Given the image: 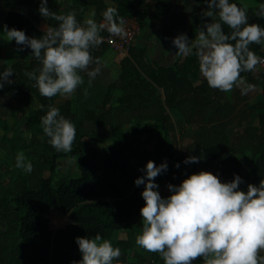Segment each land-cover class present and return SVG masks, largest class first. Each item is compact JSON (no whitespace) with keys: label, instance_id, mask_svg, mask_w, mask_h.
Instances as JSON below:
<instances>
[{"label":"trees","instance_id":"trees-1","mask_svg":"<svg viewBox=\"0 0 264 264\" xmlns=\"http://www.w3.org/2000/svg\"><path fill=\"white\" fill-rule=\"evenodd\" d=\"M41 0H0V11H6L3 24L9 28L24 30L29 37L43 35L39 25H56V21L45 19L39 14ZM67 6L59 0H49L48 6L58 14L75 11L82 23L90 10L95 13L94 19L101 22L103 12L108 6H114L120 16L133 17L141 28L148 21L161 18L167 8L166 0H67ZM239 5V0H230ZM264 0H259V5ZM258 6L248 9L250 23L264 27V19L254 15ZM207 6L200 3L189 25L188 37L195 39L202 22H211V18H201ZM218 19V17H213ZM224 31L230 29L225 26ZM103 32L102 35H105ZM234 43V42H233ZM12 44L18 48L15 41ZM251 49L260 56L261 45H251ZM31 54L30 48L23 50ZM92 55L101 61V73L95 78L102 81V101L96 109L86 111L85 119L93 127L107 131L114 125L128 124L132 121L151 119L159 137L163 133L171 134L177 140V126L169 111L177 109L183 115L184 124L197 134L198 141L184 138L179 147L171 150L167 139L162 143L173 157L167 163L168 170L156 177L155 182L179 185L193 173L210 171L222 182L240 175L245 183L259 185L264 179V75L258 70L242 73L246 83L255 85V89L242 95L239 88L230 92L212 89L199 73V61L195 49L188 56H180L170 66L153 62L146 49L132 45L129 54L119 63H115L116 53L105 43L92 50ZM39 67V61L31 57L29 64L14 63L7 65L2 57L0 44V71L13 69V84H6L0 91V116H5L17 106L37 102L33 114L27 119L30 127H42L41 117L46 114L47 106L60 109V114L70 119L76 126L77 135L72 151L57 152L48 143V138L41 131L40 140L35 141L33 171L23 173L15 178L0 180V264H30L31 257L37 258L40 264H72L82 259L76 237H94L96 233L119 247L122 255L120 264H155L160 259L158 254L141 252L130 254L131 245L137 236L135 230L142 217L140 209L144 206L141 193L144 185L137 187L134 181L146 173H134L128 176L132 167L131 158L135 151L126 146H102L95 148L87 144L85 138L100 141L101 136L83 132L84 124L78 122V112L73 111L70 101L56 105V96L47 99L39 94L34 81L24 75ZM88 80L86 73H81ZM106 88V89H105ZM121 90L117 106H112L113 92ZM262 93V99L255 105L250 99L256 93ZM45 105L41 110L40 105ZM257 123L255 124V120ZM4 134L1 148L15 163L18 151L24 146L17 145L15 134L8 136L10 123L0 118ZM167 136V135H166ZM28 147V146H27ZM172 151V152H171ZM250 153V157L247 156ZM148 161H154L158 152L141 153ZM190 155L201 157L199 163L184 164ZM69 156L78 158V177L61 178L58 182L45 177V172L55 173L57 160ZM251 160V161H250ZM180 163V168L175 165ZM248 167L244 172L245 167ZM250 166V167H249ZM121 172L122 177L114 183H98L94 176L104 169ZM144 169V168H143ZM168 197L171 193H162ZM52 210L68 214L72 224L66 228L52 230L47 216ZM119 231H127L126 239H119ZM136 244V243H135ZM199 259L193 262L198 264ZM114 264L116 262L114 261Z\"/></svg>","mask_w":264,"mask_h":264},{"label":"clouds","instance_id":"clouds-1","mask_svg":"<svg viewBox=\"0 0 264 264\" xmlns=\"http://www.w3.org/2000/svg\"><path fill=\"white\" fill-rule=\"evenodd\" d=\"M49 0H41L38 9L46 24L43 35L29 37L24 30L9 28L3 24L6 41L15 43L17 51L31 49V56L39 61V67L26 71L25 76L34 81L39 94L47 99L57 95L71 97L85 81L81 73L88 76V86L101 73V61L92 55L104 42L103 32L108 33V42L113 38L125 39L129 32L125 19L114 6H108L103 19H77L75 11L58 14L48 6ZM207 6L195 39L181 33L172 39L178 48L176 56H188L195 49L199 61V73L207 85L221 92L239 88L242 95L255 89L246 83L242 73L255 72L264 65V56H258L251 45L264 46V27L250 23L248 9L230 0H193ZM93 17L95 13L92 14ZM254 15L264 19V3L254 10ZM218 17V19H213ZM227 26L230 31H224ZM234 42V43H233ZM12 68L0 71V91L9 79ZM88 89H84L87 96ZM41 110L45 105L41 104ZM43 133L48 143L57 152L72 151L77 130L75 124L60 114V109L48 105L41 117ZM30 138V137H29ZM201 157L190 155L183 163H199ZM15 167L26 173L33 171V164L20 151L15 158ZM180 168V163L175 165ZM167 161L159 166L149 160L142 169L145 176L138 177L137 187L144 185L141 193L144 206L140 209L142 232L135 243L143 250L158 254L163 264H193L201 259L203 264H264V179L259 185L248 184L247 191L241 190L243 178L234 174V179L222 182L210 171L193 173L178 186L168 184L171 193L162 197L155 182L158 175L167 172ZM75 242L82 259L72 264H120L122 251L112 242L96 233L94 237H76Z\"/></svg>","mask_w":264,"mask_h":264},{"label":"rangeland","instance_id":"rangeland-1","mask_svg":"<svg viewBox=\"0 0 264 264\" xmlns=\"http://www.w3.org/2000/svg\"><path fill=\"white\" fill-rule=\"evenodd\" d=\"M69 2L67 0H59V4L62 6H67ZM172 8L171 20L164 19H156L153 21H148L144 28H141L139 35L135 39L133 46L144 47L148 56L151 58H155L156 60H161L160 58H164L165 62H169L170 59L168 55H164L165 52H168L172 55L175 51L178 50L173 43L172 39L177 35L184 33L188 36L189 30V22L192 21V15L194 12L193 0H173L170 1ZM242 6L246 8L256 7L259 4V0H240ZM168 5V3H167ZM192 7V9H191ZM167 11V10H166ZM90 13V12H88ZM87 13V14H88ZM166 13V12H165ZM178 13L176 17L175 14ZM192 18V19H191ZM161 31L168 32L169 38L162 40L159 39ZM3 35V24L1 23L0 17V37ZM190 39V38H189ZM1 40V38H0ZM192 40V39H190ZM169 42L172 47L165 49V44ZM18 52V51H17ZM163 54V55H162ZM14 56H10L8 60L14 61ZM82 89V87H81ZM101 89H104V86L101 85ZM106 89V88H105ZM77 94H83V91L78 92ZM118 92H115V97L118 95ZM262 99V93H256L250 99V104L255 105L259 100ZM73 111L78 112V122H82L83 132L89 133L92 135L101 136L100 141L90 140L89 137H86L85 140L87 144L100 148L102 146H126L135 151V155L131 158L132 167L127 171L128 176L133 175L134 173H140L141 169L146 168V164L148 162V158L142 156V152H155L157 151L159 155L156 158V165L159 166L161 163L167 161V163L173 162V157L168 152L167 148L164 147L162 143V139L166 138L169 145H171V150L179 147L181 145L184 138H193L198 141V136L196 133L192 132L189 127L184 124L183 115L174 113L173 111L169 114L172 117L173 122L179 124V128L177 126V140L178 143L173 141V137L171 134L163 133L161 137L158 136L157 130L153 129L155 125V121L151 119L137 120L133 121L131 124H119L114 125L112 128L107 131L101 129L100 127H93L92 124L88 123L85 119L87 106L86 102H82L80 98H77V102L73 103ZM37 107V102L32 101L28 105L17 106L13 111L9 112L5 116H0V118H5L11 125L10 131L7 133L9 137H12L14 134L17 137L16 143L17 145H22L24 148L21 150L25 153L27 160L31 163L35 162L36 159L33 157L32 153H34L35 141L40 140L42 127H30L27 124V119L33 114L35 108ZM182 119V120H181ZM257 123V119L255 120V124ZM4 134V131L1 127L0 123V180H8L11 178H15L24 172L22 169L16 168L15 163H11L9 157L6 156L5 151L1 148V138ZM167 135V136H166ZM30 137V138H29ZM35 140V141H34ZM28 146V147H27ZM171 151V152H172ZM20 152V151H18ZM17 152V153H18ZM247 156L250 157V153H247ZM251 161V160H250ZM57 170L55 173H50L49 171L45 172V177H50L58 182L61 178L65 177H78L80 175L78 170L79 159L72 158L69 156L62 157L57 160ZM250 167V166H249ZM248 167L246 166L244 172L247 171ZM122 177V173L117 171L114 172L109 168L104 169L100 173L94 176V180L98 183H114L116 180ZM156 180V178H155ZM247 188V186L245 187ZM159 190L162 193H168L167 183L162 182L159 184ZM244 190V189H243ZM49 220V224L52 230L56 231L58 229H63L72 224L70 216L68 214H62L57 210H52L47 216ZM118 233L119 239L127 238V231H119ZM142 232V220H140L137 224L135 230V236L141 234ZM136 240V239H134ZM141 248L138 247L134 242L131 245L130 254L134 252L142 253ZM30 264H40L37 258L31 257ZM114 264V262H113ZM155 264H163V260L160 258L158 262ZM198 264H203L202 258L199 259Z\"/></svg>","mask_w":264,"mask_h":264},{"label":"crops","instance_id":"crops-1","mask_svg":"<svg viewBox=\"0 0 264 264\" xmlns=\"http://www.w3.org/2000/svg\"><path fill=\"white\" fill-rule=\"evenodd\" d=\"M167 1V3H168V6H167V8H166V10H165V12L166 13H164V15L161 17V18H159V19H164V20H166V19H168V20H171V15H172V8H171V3H170V1H173V0H166ZM255 2H256V0H255ZM200 4V3H199ZM198 4V5H199ZM197 4H195L194 5V12H193V15H192V18L194 17V15H195V13H196V9H197V6H198ZM239 5H241V3H240V0H239ZM259 5V4H258ZM258 5H256V6H258ZM242 6V5H241ZM250 8H253V7H250ZM191 9H192V7H191ZM90 13H88L87 15H86V19H88V18H94L93 17V10H90L89 11ZM5 15H6V11H0V17H1V23L3 24V22H4V18H5ZM175 16L177 17L178 16V13H176L175 14ZM191 18V19H192ZM193 20V19H192ZM191 23V21L189 22V24ZM45 25L46 24H44V23H42V24H40L39 25V28L41 29V30H44V27H45ZM188 33H189V30H188ZM1 38V40H0V44H1V49H2V57H3V59H4V61H5V63L7 64V65H11V64H14V63H23V64H29L30 63V61H31V54H29V53H27V52H24V51H19V52H17V48L12 44V42H7L5 39H6V37H5V34H3L2 35V37H0ZM169 38V35H168V32H166V31H161V34H160V36H159V39H162V40H165V39H168ZM192 40H194V39H192ZM170 47H172V45L169 43V42H167L166 44H165V48H164V51H165V49H167V51L169 50L168 48H170ZM139 48H144V47H139ZM145 49V48H144ZM179 50H177V51H175L172 55H170L168 52H165L164 53V55H168V58L170 59V61L169 62H165L164 60H162V59H164L165 58V56H163L164 58H160L161 60H156L155 58H151L150 56H148L153 62H155V63H158V64H160V65H163V66H170V65H172L174 62H175V60L178 58V56H176L175 54L178 52ZM148 52V51H147ZM163 55V54H162ZM10 56H14V61H10V60H8V58L10 57ZM124 57H126V56H119V55H115V59H114V62L117 64V63H119ZM84 81H85V83L82 85V86H80L78 89H77V91L71 96V97H61V96H59V95H57L56 96V99H55V103H56V105H62V104H64L65 102H67V101H70V102H72V104L76 101L77 102V98H80L81 100H82V102H86L87 103V106L85 107V109H86V111L87 110H90V109H96V107L98 106V104H100L101 103V101H102V96H101V94L100 93H102V89H101V85H102V81H100L99 79H94L93 81H92V84H91V87H89L88 86V80H85L84 79ZM81 87H82V89H81ZM85 88H87L88 89V95L87 96H85L84 95V89ZM81 91H83V94H77L78 92H81ZM115 92H118L119 94L115 97ZM122 96V91L121 90H115L114 92H113V98H112V102H111V105L112 106H117V104H116V102H117V100H118V98H120ZM174 112V113H176V115L177 114H181L180 112H179V110H177V109H172V110H170V112ZM169 112V113H170ZM183 117V116H182ZM182 120V119H181ZM133 122V121H132ZM131 122V123H132ZM131 123H129V124H131ZM132 125V124H131ZM188 127V126H187Z\"/></svg>","mask_w":264,"mask_h":264},{"label":"built area","instance_id":"built-area-1","mask_svg":"<svg viewBox=\"0 0 264 264\" xmlns=\"http://www.w3.org/2000/svg\"><path fill=\"white\" fill-rule=\"evenodd\" d=\"M125 19V27L129 32V36L125 39L113 38V42H108V33L106 32L103 35L105 39V44H107L117 55L119 56H127L131 50V47L140 33L141 27L137 20L133 17H124ZM260 56H264V47L262 48V54ZM257 70L260 74L264 75V65H258Z\"/></svg>","mask_w":264,"mask_h":264}]
</instances>
